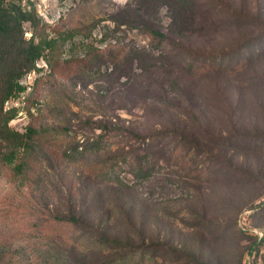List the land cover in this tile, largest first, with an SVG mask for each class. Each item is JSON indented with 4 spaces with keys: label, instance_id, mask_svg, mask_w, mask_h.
Wrapping results in <instances>:
<instances>
[{
    "label": "rangeland",
    "instance_id": "1",
    "mask_svg": "<svg viewBox=\"0 0 264 264\" xmlns=\"http://www.w3.org/2000/svg\"><path fill=\"white\" fill-rule=\"evenodd\" d=\"M16 2L51 47L0 119L39 131L0 155V264H264V0Z\"/></svg>",
    "mask_w": 264,
    "mask_h": 264
},
{
    "label": "trees",
    "instance_id": "2",
    "mask_svg": "<svg viewBox=\"0 0 264 264\" xmlns=\"http://www.w3.org/2000/svg\"><path fill=\"white\" fill-rule=\"evenodd\" d=\"M25 22H30L34 26V29L39 25L33 13L30 10L22 8L16 0H0V119L4 118L3 122L6 126L14 115H8L9 113L3 111L5 102L12 96L25 90V86L20 83V78L25 73L35 70L36 62L43 57L45 50L51 47L50 40L38 37L39 39L36 41L37 36L35 33L29 39H26L23 29ZM145 25L148 26L149 33L159 41L169 38L165 31L152 27L149 24ZM160 130L149 137L143 138V140L146 141L148 138H154L160 134L167 133L179 135L185 143L189 139L187 138L188 131L186 128L176 127L174 129ZM130 131L132 134L140 135L138 132ZM36 133L38 134L39 131L31 129L25 136L23 133H14V131L8 128L4 129L0 127V137L6 141V149L2 151L0 148V155L2 154L3 158L6 159L13 158L17 149L25 147L29 138ZM56 219L75 226H82L86 222L85 217L76 213L58 215ZM94 230L102 241L108 242L106 234L102 230L98 228ZM134 251L136 253L138 250ZM128 255L127 253L119 254L110 257L108 260L96 261L93 264H124Z\"/></svg>",
    "mask_w": 264,
    "mask_h": 264
}]
</instances>
